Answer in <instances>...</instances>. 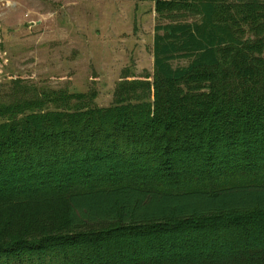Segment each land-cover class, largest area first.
<instances>
[{"label": "trees", "instance_id": "obj_1", "mask_svg": "<svg viewBox=\"0 0 264 264\" xmlns=\"http://www.w3.org/2000/svg\"><path fill=\"white\" fill-rule=\"evenodd\" d=\"M155 2L111 107H0V264H264V0Z\"/></svg>", "mask_w": 264, "mask_h": 264}, {"label": "rangeland", "instance_id": "obj_2", "mask_svg": "<svg viewBox=\"0 0 264 264\" xmlns=\"http://www.w3.org/2000/svg\"><path fill=\"white\" fill-rule=\"evenodd\" d=\"M197 18L155 0H0V107L61 93L111 107L124 76L154 77L155 28Z\"/></svg>", "mask_w": 264, "mask_h": 264}]
</instances>
